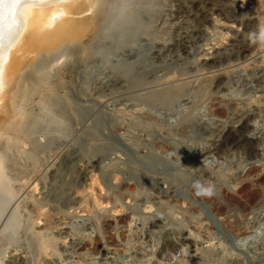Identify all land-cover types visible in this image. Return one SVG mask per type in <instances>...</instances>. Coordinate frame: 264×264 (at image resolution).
I'll use <instances>...</instances> for the list:
<instances>
[{
	"label": "rangeland",
	"instance_id": "1",
	"mask_svg": "<svg viewBox=\"0 0 264 264\" xmlns=\"http://www.w3.org/2000/svg\"><path fill=\"white\" fill-rule=\"evenodd\" d=\"M98 4L24 75L0 264H264V0Z\"/></svg>",
	"mask_w": 264,
	"mask_h": 264
},
{
	"label": "bare ground",
	"instance_id": "2",
	"mask_svg": "<svg viewBox=\"0 0 264 264\" xmlns=\"http://www.w3.org/2000/svg\"><path fill=\"white\" fill-rule=\"evenodd\" d=\"M93 1L92 4L88 0H0V141L12 128L18 129L12 121L19 117L17 110L27 68L38 55L61 46L67 39L81 36L82 29L94 25L93 16L102 7L98 0ZM174 26L170 34L176 35L179 29L175 23ZM199 38L203 42L200 47L208 45L211 39L204 32H200ZM8 198V187L0 173V216ZM219 260L221 264H244L240 259L226 256Z\"/></svg>",
	"mask_w": 264,
	"mask_h": 264
},
{
	"label": "clouds",
	"instance_id": "3",
	"mask_svg": "<svg viewBox=\"0 0 264 264\" xmlns=\"http://www.w3.org/2000/svg\"><path fill=\"white\" fill-rule=\"evenodd\" d=\"M259 35L261 39H264V27H261ZM194 187L199 189L196 193L197 195L212 196L214 194L212 188H201L198 181L195 183Z\"/></svg>",
	"mask_w": 264,
	"mask_h": 264
}]
</instances>
